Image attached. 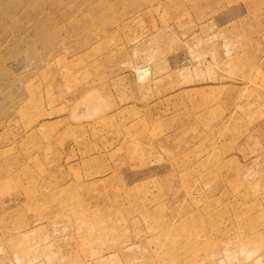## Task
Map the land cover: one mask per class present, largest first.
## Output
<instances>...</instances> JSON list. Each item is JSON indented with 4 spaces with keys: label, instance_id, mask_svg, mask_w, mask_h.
<instances>
[{
    "label": "rangeland",
    "instance_id": "1",
    "mask_svg": "<svg viewBox=\"0 0 264 264\" xmlns=\"http://www.w3.org/2000/svg\"><path fill=\"white\" fill-rule=\"evenodd\" d=\"M0 264H264V0H0Z\"/></svg>",
    "mask_w": 264,
    "mask_h": 264
}]
</instances>
